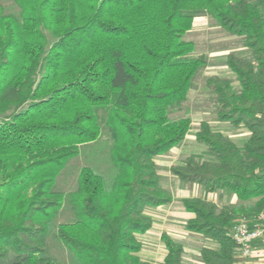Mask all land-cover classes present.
Returning a JSON list of instances; mask_svg holds the SVG:
<instances>
[{"label":"trees","instance_id":"obj_1","mask_svg":"<svg viewBox=\"0 0 264 264\" xmlns=\"http://www.w3.org/2000/svg\"><path fill=\"white\" fill-rule=\"evenodd\" d=\"M0 0V264H151L137 236L146 213L171 205L157 159L187 137L191 119L172 120L187 101L205 55L185 40L208 15L242 39L246 57L230 54L235 78L207 80L216 121L243 127V146L203 121L197 141L208 158L188 157L171 171L188 188L220 190L238 206L181 200L194 215L185 229L217 244L204 264H240L235 222L264 210V0ZM109 142L111 179L84 166L76 190L59 177L83 148ZM65 221L59 222L64 214ZM164 264H184V247L163 235Z\"/></svg>","mask_w":264,"mask_h":264},{"label":"rangeland","instance_id":"obj_2","mask_svg":"<svg viewBox=\"0 0 264 264\" xmlns=\"http://www.w3.org/2000/svg\"><path fill=\"white\" fill-rule=\"evenodd\" d=\"M8 13H18L19 8L14 0H3ZM185 40L192 41L196 45L194 56L205 55L208 59V66L200 71L195 80V85L189 92L186 102L177 107L172 113V120L182 118L191 119L192 126L186 139L168 154L157 159L160 168L161 185L171 192L174 202L171 205L157 209H149L147 215L153 220L152 229L137 236L142 244L140 257L151 264H164L167 254L166 244L163 235L168 234L173 240L184 247V264H204L201 260V250L204 248L217 249V244L205 237H197L196 234L188 232L185 227L187 221L194 217L188 213L181 200L184 198L200 197L213 201L217 206H238L240 203L235 196L227 191L208 193L200 186H188L173 174L171 168L181 164L188 157H197L201 161L208 158L207 147L200 144L196 139V132L203 121L210 123L212 129L229 135L239 146H243L249 133L243 127H234L230 123L216 121L217 102L210 95V88L207 80L212 76L221 78H235V73L227 65V57L230 54L246 57L249 50L243 47L242 39L238 36L228 35L219 26L216 20L208 15H202L196 19L193 29L185 36ZM84 166H92L98 172L111 179V165L109 162V142L102 139L95 144H89L83 148L81 155L72 160L67 169L59 177L57 188L64 192L76 190L77 178ZM192 190V191H189ZM68 216L65 212L59 218L63 222ZM53 254L61 261L70 263V255L53 237L50 238ZM241 258L239 253L237 254ZM247 259V258H246ZM246 262V260H245Z\"/></svg>","mask_w":264,"mask_h":264},{"label":"built area","instance_id":"obj_3","mask_svg":"<svg viewBox=\"0 0 264 264\" xmlns=\"http://www.w3.org/2000/svg\"><path fill=\"white\" fill-rule=\"evenodd\" d=\"M231 237L237 244V252L241 256L261 257L264 252L258 243L264 239V210L259 214L238 219L231 230Z\"/></svg>","mask_w":264,"mask_h":264},{"label":"crops","instance_id":"obj_4","mask_svg":"<svg viewBox=\"0 0 264 264\" xmlns=\"http://www.w3.org/2000/svg\"><path fill=\"white\" fill-rule=\"evenodd\" d=\"M192 191V190H189ZM196 198H200V197H196ZM236 198V196H235ZM203 199V198H202ZM237 199V198H236ZM210 201V200H207ZM238 201V200H237ZM213 202V201H212ZM197 236V235H196ZM200 237V236H197ZM259 248L264 252V239H262L259 243H258ZM237 252V250H236ZM238 254V252H237ZM240 264H264V253L261 257H254V258H247L246 262L244 263H240Z\"/></svg>","mask_w":264,"mask_h":264}]
</instances>
